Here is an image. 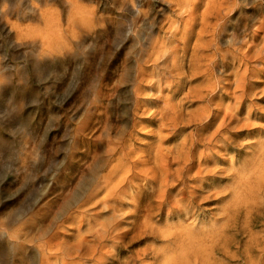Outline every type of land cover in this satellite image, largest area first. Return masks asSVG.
Returning a JSON list of instances; mask_svg holds the SVG:
<instances>
[{
    "label": "rangeland",
    "instance_id": "374dc122",
    "mask_svg": "<svg viewBox=\"0 0 264 264\" xmlns=\"http://www.w3.org/2000/svg\"><path fill=\"white\" fill-rule=\"evenodd\" d=\"M78 1L84 5L82 7L93 11L94 23L80 25L79 21L71 22L72 13L77 19ZM174 1L177 0H0V264H39V253L28 240L47 224L50 215L59 220L60 229L57 231L62 240L70 244L76 242L78 224L64 218L71 212L73 217L79 216L75 204L86 194L87 184L91 181L90 175L84 179L82 175L87 174L94 158H98V169L104 170L111 160L109 141L119 147V142L128 140L134 150L133 158H137L155 149L160 137L165 136L166 133L160 135L156 125L151 123L149 113L135 110L133 91L137 86L136 65L142 40L153 36L156 40L166 41L175 30L174 36L178 39L184 31L186 21L181 19L180 16L184 15ZM239 1L233 17L226 20L224 40L233 32L242 40V36L252 35L254 30L259 12L253 10V0ZM204 5L205 0L199 2L198 14L203 12ZM42 15L47 18L45 27ZM242 16L244 21L237 28ZM196 23L193 41L200 18ZM46 28L49 34L47 51L39 58L38 32ZM26 31L32 33L35 43L17 40ZM191 53L190 49L188 56ZM254 66L260 70L250 78V83L256 87V95L249 97L250 101L244 104L242 118L250 111L264 116V102L260 101V98L264 99V67L260 63H254ZM151 72V69L147 71L148 74ZM191 77L188 75L189 80ZM199 85L200 80L193 82L182 88L176 97L189 113H196L195 110L204 105L190 96L185 97L190 89L196 90ZM153 93L145 91L140 98H150ZM211 102L210 106L214 108L216 101ZM141 104L148 105L149 101ZM252 121L256 125L249 130L251 135L245 139V147L225 153L227 171L221 176L226 179L230 175L229 165L241 168L249 146L257 139L264 140V121ZM134 123L138 126L133 127ZM194 130V125L187 128L179 135L178 142ZM226 179L215 183L212 191H219L220 196L227 195L231 184ZM135 183L142 187L140 181ZM231 200L229 196L222 203L202 206L185 221L167 220L166 214L162 220L155 218L153 221L157 220V228L163 231L166 227L174 229L181 222L182 228L195 231L213 227L221 229L213 219L217 220L221 214L217 209L227 206ZM256 205L264 207L262 196ZM88 209L93 211L89 210V217H96V213L99 217L102 215L93 206ZM239 215L238 227L232 228L234 231L228 235L232 239L227 245L230 260L219 253L213 264H244V252L250 254L254 264H264V208L256 212L254 220L253 216L246 217L245 209ZM103 216L106 215L101 218ZM17 230L20 239L16 240L11 233ZM81 230L86 232V228ZM256 240L262 243L252 251L251 243ZM110 245H105L107 253ZM145 245L160 248L165 243L163 238L155 243L148 239L127 250L141 251ZM150 253L142 264L155 263ZM126 256L127 252L122 251L115 258L122 261Z\"/></svg>",
    "mask_w": 264,
    "mask_h": 264
},
{
    "label": "bare ground",
    "instance_id": "6f19581e",
    "mask_svg": "<svg viewBox=\"0 0 264 264\" xmlns=\"http://www.w3.org/2000/svg\"><path fill=\"white\" fill-rule=\"evenodd\" d=\"M199 2L202 0L174 1L184 15L180 16L181 19L186 21L180 38H175L176 30L166 41L146 36L138 53L137 86L133 91L136 96L135 110L149 113L151 123L156 125L160 135L166 133L165 136L160 137L155 149L137 158H133L134 150L128 145V140L119 142V147L109 141L111 160L104 170L98 169V158H94L87 174L81 177L84 179L90 175L91 181L87 184L86 194L75 204L79 216L73 217L71 212L64 218L78 224L76 236L74 234L76 242L70 244L62 240L57 231L60 229L59 220L54 215H50L47 224L37 230L32 240H28L39 253V264H107L108 258L109 264H142L150 251L154 264H213L214 257L219 253L230 260V247L227 245L232 239L228 235L237 226L239 214L245 209L246 217L253 216L254 220L256 212L264 208L256 205L260 196L264 199V140L255 139L249 146L241 168L228 164L229 177L221 176L227 171L225 153L237 152L240 147H245L243 143L251 135L249 130L255 124L252 120L264 121V116L254 111L240 117L244 104L250 101L249 97L256 95V87L250 83V78L260 70L254 63L264 67V0L252 1L253 10L259 12L257 21L252 35L242 36V40L235 32L224 40L226 20L233 17L239 0H205L201 14L197 9ZM81 5L79 2L77 19H74L73 13L70 15L71 22L79 21L80 25L94 23L93 11ZM198 18L199 30L193 41V27ZM242 18L237 28L244 21ZM44 22L47 23V18L42 15L43 25ZM29 31L22 37L19 35L17 40H34ZM38 33L37 57L42 58L47 51L48 29ZM190 49L192 53L188 56ZM150 62L152 64L146 66ZM150 69L152 72L148 74ZM188 75L192 76L190 80ZM198 80L199 87L190 89L185 97L190 96L204 105L197 108L196 113H189L181 102L176 101V97L182 88ZM145 91H153V96L140 98ZM165 92H171V95ZM142 101H149V104L143 105ZM211 101H216L214 108L210 106ZM260 101L264 102V99L260 98ZM250 105L256 107L255 104ZM150 109L154 111L150 112ZM192 125L195 126L194 132L178 142L179 135ZM136 126L138 123H134L133 127ZM243 135L245 138H242ZM153 142L152 145L155 144ZM170 142L171 145H168ZM165 144L167 147H164ZM224 179L231 184V190L227 195L220 196L218 190V193L212 190L215 183ZM136 181H140L142 187ZM229 196L232 200L227 206L216 208L221 214L217 220L213 219L221 229L213 227L195 231L182 228V222L174 229L166 227L164 231L156 226L157 220H162L164 214L167 220L185 221L202 206L222 203ZM92 206L106 216L101 218L102 215L99 217L96 213V217H89L88 208ZM155 218L157 220L153 221ZM82 228H86L85 233L81 232ZM18 232L11 233L16 240L20 239ZM160 238L164 239L163 247L145 245L141 251L127 250L148 239L155 243ZM106 243L111 244L109 253L105 250ZM261 243L257 240L251 243L252 251ZM122 251H126L127 256L121 261L115 257ZM244 253V264H254L250 254Z\"/></svg>",
    "mask_w": 264,
    "mask_h": 264
}]
</instances>
